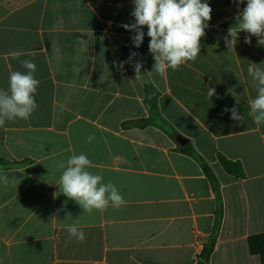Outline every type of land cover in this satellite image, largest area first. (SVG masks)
I'll return each mask as SVG.
<instances>
[{
  "label": "crops",
  "instance_id": "0c3cea01",
  "mask_svg": "<svg viewBox=\"0 0 264 264\" xmlns=\"http://www.w3.org/2000/svg\"><path fill=\"white\" fill-rule=\"evenodd\" d=\"M207 2L200 54L158 75L147 28L135 48L134 33L120 26L134 22L133 0H0V89L11 72L27 71L24 59L40 81L30 119L0 127V159L14 164L0 174L16 178L0 182V264H197L215 231L217 197L200 163L178 150L179 136L220 184L223 220L209 264H264V123L248 115L257 92L247 72L250 63L264 70V44L256 36L247 44L240 32L228 50L224 37L246 0ZM130 52L143 62L139 78ZM146 78L174 138L135 123L150 117ZM233 106L243 123L225 112ZM81 153L125 205L89 214L62 194L56 163ZM219 154L240 162L244 177L228 174ZM72 223L83 243L68 240Z\"/></svg>",
  "mask_w": 264,
  "mask_h": 264
},
{
  "label": "clouds",
  "instance_id": "9594fccd",
  "mask_svg": "<svg viewBox=\"0 0 264 264\" xmlns=\"http://www.w3.org/2000/svg\"><path fill=\"white\" fill-rule=\"evenodd\" d=\"M239 6L245 0H234ZM133 10L130 13L134 22L120 25L125 30L134 33L131 37L132 44L139 48L144 41L147 28L149 37L148 51L153 56L154 65L152 73L163 75L167 69H177L180 65L195 60L201 51V40L206 35L209 21L212 19V8L207 0H133ZM236 23L227 30L224 43L228 50H234L240 32L248 35L244 42L251 43V36L258 37V43L264 44V0H246V6L239 10ZM92 36V33H91ZM13 59H20L22 53H10ZM139 55L130 52L131 62L136 78H139L143 62L136 60ZM26 72L13 71L9 75L8 89H0V127L6 122L17 119L28 120L38 108L35 94L40 81L35 78L36 64L29 59L21 61ZM247 72L256 81L257 95L249 101L248 115L256 124L264 123V70L250 63ZM215 88H208L207 95L211 98ZM239 103V101H237ZM225 112L231 113V118L243 123V116L238 108H226ZM95 137L87 136V141L92 143ZM56 167L62 170L58 186L62 194L75 201L82 207L84 213L91 214L94 210L104 211L109 205L120 208L127 201L120 190L112 182H103V177L89 171L91 161L81 153L73 154L67 161H58ZM15 177L10 181L9 176L0 174V182L5 186L14 183ZM68 240L83 243L86 234L75 223L64 225Z\"/></svg>",
  "mask_w": 264,
  "mask_h": 264
},
{
  "label": "trees",
  "instance_id": "16d2710c",
  "mask_svg": "<svg viewBox=\"0 0 264 264\" xmlns=\"http://www.w3.org/2000/svg\"><path fill=\"white\" fill-rule=\"evenodd\" d=\"M145 87H146V103L150 106V117L148 119H142L137 122H135L139 127H146L148 125H154L159 127L160 129L164 130L166 133L170 135L171 138H174L177 134L176 130L172 128L163 118L160 116V114L156 111L157 110V95L153 98L149 99V95L152 90H154V87L149 82V80L145 79ZM157 120L160 121V124H157ZM159 123V122H158ZM164 126V127H163ZM178 150L186 154L187 156L195 158L200 165L202 166L205 174L207 175L208 179L210 180L214 192L217 197V213H216V222H215V231L213 235L209 238L208 243L204 246L201 253L198 255L197 264H209L210 258L214 252V247L217 240V233L221 227L222 220H223V201H222V195L220 190V184L212 170V168L207 164V162L197 153L193 145L188 142L184 147L178 146ZM218 160L220 164L222 165L223 169L230 175H233L237 178H243L244 177V170L240 162H234L229 159H227L225 156L219 154ZM14 164L4 160L0 159V166L4 167H10ZM253 239H250V241Z\"/></svg>",
  "mask_w": 264,
  "mask_h": 264
},
{
  "label": "water",
  "instance_id": "95a60500",
  "mask_svg": "<svg viewBox=\"0 0 264 264\" xmlns=\"http://www.w3.org/2000/svg\"><path fill=\"white\" fill-rule=\"evenodd\" d=\"M176 141L178 142V144L182 147H184L187 143L188 140L186 138H184L183 136H179L176 138Z\"/></svg>",
  "mask_w": 264,
  "mask_h": 264
},
{
  "label": "rangeland",
  "instance_id": "374dc122",
  "mask_svg": "<svg viewBox=\"0 0 264 264\" xmlns=\"http://www.w3.org/2000/svg\"><path fill=\"white\" fill-rule=\"evenodd\" d=\"M156 122H157V124H160V121H159V120H157ZM158 122H159V123H158ZM163 127H164V126H163Z\"/></svg>",
  "mask_w": 264,
  "mask_h": 264
}]
</instances>
